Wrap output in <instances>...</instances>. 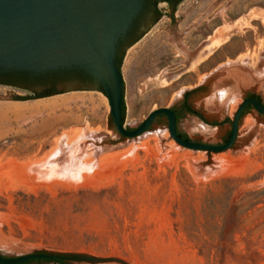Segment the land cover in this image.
I'll return each mask as SVG.
<instances>
[{
  "label": "rangeland",
  "instance_id": "374dc122",
  "mask_svg": "<svg viewBox=\"0 0 264 264\" xmlns=\"http://www.w3.org/2000/svg\"><path fill=\"white\" fill-rule=\"evenodd\" d=\"M178 16L173 31L166 16L126 52L124 126L190 94L203 120L184 117L179 132L225 145L244 99L264 104V83L224 104L199 88L216 68L264 64V0H187ZM183 37L201 46L184 50ZM9 92L33 96L0 85ZM37 254L66 260L31 264H264V116L246 114L234 146L212 153L177 144L164 116L140 137L121 136L98 91L0 98V255Z\"/></svg>",
  "mask_w": 264,
  "mask_h": 264
},
{
  "label": "water",
  "instance_id": "95a60500",
  "mask_svg": "<svg viewBox=\"0 0 264 264\" xmlns=\"http://www.w3.org/2000/svg\"><path fill=\"white\" fill-rule=\"evenodd\" d=\"M144 0H0V72L24 71L32 74L59 69L82 70L94 83L83 85L78 80L67 82L59 93L98 91L107 96L116 131L129 139L149 131L161 115L168 119L172 139L180 146L212 153L230 150L239 134L241 115L251 104L264 115V104L256 99H244L233 122L231 138L222 146H213L183 140L178 134L176 115L171 109L154 111L133 131L123 123L125 85L122 64L127 50L117 60L121 39L131 28L143 7ZM169 16V15H166ZM176 27L174 24L173 28ZM7 81L1 80L0 82ZM11 81V80H8ZM264 83V64L256 70L242 65L216 68L199 89L209 90L220 103L234 99L233 90ZM14 87H30L14 82ZM40 91L41 88H35ZM226 92V94H222ZM38 96L20 97L8 93L2 99L33 100ZM66 260L54 255L37 254L19 258L0 255V264H25L34 260ZM97 262H119L111 259Z\"/></svg>",
  "mask_w": 264,
  "mask_h": 264
},
{
  "label": "flooded vegetation",
  "instance_id": "af4514ba",
  "mask_svg": "<svg viewBox=\"0 0 264 264\" xmlns=\"http://www.w3.org/2000/svg\"><path fill=\"white\" fill-rule=\"evenodd\" d=\"M186 1L187 0H144L142 10L135 18L127 34L121 39L119 43L118 55H117L118 62H120L122 58V52L127 50L128 45L131 46L129 48H132L133 46L141 42L143 39H145L150 33L153 32V30L156 27L161 25L166 15H169V17L171 18L170 19L171 24L169 25V29L173 31L172 29L174 24L178 22L177 18H179L178 16L179 8L182 5H184ZM172 34L170 33V38H172L173 36ZM184 38L185 37H183L182 40L179 41L180 47L184 50L187 49L192 52L193 51L192 49H197L198 47L201 46V43L199 44L190 43L189 45H187L185 44V41H183ZM1 80H7V81L0 82V85L13 86L14 82H23L28 84L30 87H27L25 90L32 93L33 95L32 97L38 96L37 98H34L37 100L44 98H52L62 95L61 93H59L61 91V88L67 82L72 80H78L83 85L87 84V82L94 83L92 78H90L82 70L77 68L59 69L51 72H43L36 74H32L24 71L0 72V81ZM35 88H41V89L40 91H37ZM199 90L202 91V89ZM189 99H190V94L185 95L182 101L177 106L172 108V110L176 115L177 126L181 121V119L184 117H192V118H197L198 120H203L202 117L199 115V113L192 108ZM246 99H256L263 103L260 96L256 94H250L246 97ZM252 111H256V110L251 104L247 105L241 115L240 121L246 114H249ZM162 116L164 115H161L159 117ZM231 127L233 129V123L231 124ZM232 129L229 138L226 140L225 143L229 142L232 134ZM178 134L183 140H187L179 132V130H178Z\"/></svg>",
  "mask_w": 264,
  "mask_h": 264
},
{
  "label": "crops",
  "instance_id": "0c3cea01",
  "mask_svg": "<svg viewBox=\"0 0 264 264\" xmlns=\"http://www.w3.org/2000/svg\"><path fill=\"white\" fill-rule=\"evenodd\" d=\"M15 111L13 112V115L16 116L17 118L26 116V112H23L22 109L16 108ZM5 115L7 116V113H5Z\"/></svg>",
  "mask_w": 264,
  "mask_h": 264
},
{
  "label": "trees",
  "instance_id": "16d2710c",
  "mask_svg": "<svg viewBox=\"0 0 264 264\" xmlns=\"http://www.w3.org/2000/svg\"><path fill=\"white\" fill-rule=\"evenodd\" d=\"M22 101H24V100H22ZM125 122V104H124V115H123V123ZM32 262H34V261H29V262H27V263H25V264H31ZM60 263L61 264H68V263H66V262H61L60 261Z\"/></svg>",
  "mask_w": 264,
  "mask_h": 264
},
{
  "label": "bare ground",
  "instance_id": "6f19581e",
  "mask_svg": "<svg viewBox=\"0 0 264 264\" xmlns=\"http://www.w3.org/2000/svg\"><path fill=\"white\" fill-rule=\"evenodd\" d=\"M222 94H225V92L223 91V93Z\"/></svg>",
  "mask_w": 264,
  "mask_h": 264
}]
</instances>
